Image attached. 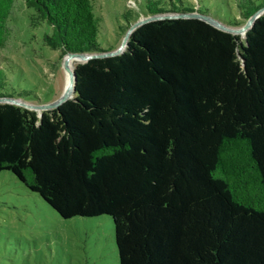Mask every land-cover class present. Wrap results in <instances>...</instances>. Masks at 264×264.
<instances>
[{
	"label": "trees",
	"instance_id": "obj_1",
	"mask_svg": "<svg viewBox=\"0 0 264 264\" xmlns=\"http://www.w3.org/2000/svg\"><path fill=\"white\" fill-rule=\"evenodd\" d=\"M179 1L146 16H210ZM24 3L61 57L114 49L98 42L92 0ZM13 5L0 0V48ZM263 6L216 20L239 27ZM73 68V97L42 115L0 101V173L65 219L110 215L120 264H264V12L243 34L150 20L121 53ZM24 94L0 66V98Z\"/></svg>",
	"mask_w": 264,
	"mask_h": 264
},
{
	"label": "rangeland",
	"instance_id": "obj_2",
	"mask_svg": "<svg viewBox=\"0 0 264 264\" xmlns=\"http://www.w3.org/2000/svg\"><path fill=\"white\" fill-rule=\"evenodd\" d=\"M172 1L180 5L179 0H92L95 12L102 18L99 44L106 50L117 48L128 27L146 16L149 7L158 4L166 9ZM181 1L184 6L199 7L202 13L222 22L238 16V2H243ZM253 1L258 5L264 3V0ZM32 12L24 0H14L8 19L10 31L6 44L0 48V66L8 72V83L25 92L26 102L43 104L63 93L66 71L60 50L44 40V34L51 33V26L46 22L34 26ZM71 60L72 66L83 62ZM0 264H120L113 219L106 214L65 219L9 170H3L0 173Z\"/></svg>",
	"mask_w": 264,
	"mask_h": 264
},
{
	"label": "water",
	"instance_id": "obj_3",
	"mask_svg": "<svg viewBox=\"0 0 264 264\" xmlns=\"http://www.w3.org/2000/svg\"><path fill=\"white\" fill-rule=\"evenodd\" d=\"M263 12H264V6L262 8H260L259 10H257L253 15H251L250 18L242 26H239L237 28L227 26L224 23H222V22H220V21H218V20H216L210 16L199 14V13H163V14H153V15L144 16L143 18L135 21L133 24L130 25L127 32L125 33V36H124L121 44L117 48H115L113 50L106 51V52H96V53H87V52H75V53H73V52H70V53H67L64 55L63 66L65 69H68L67 58L81 59L83 62H85V61H87L93 57H103V56L116 55V54L121 53L127 45V42H128V39H129L131 32L140 24L147 22V21H150V20L160 19V18H169V17H199V18L204 19L205 21L213 24L214 26H216L222 30L232 32V33H239V32L245 33L251 27L254 20ZM75 82H76V72H75V68H74L71 71V84H70L69 89L65 88L63 93L57 99H55L52 102L43 103V104H34V103H29V102H26L23 100H19L16 98H11V97H2V98H0V101H7V102L16 103L18 105H21L23 107H26V108L32 109V110H41L39 115H42L43 110L53 109V108L59 106L64 101H66L67 99L73 97L74 91H75Z\"/></svg>",
	"mask_w": 264,
	"mask_h": 264
},
{
	"label": "bare ground",
	"instance_id": "obj_4",
	"mask_svg": "<svg viewBox=\"0 0 264 264\" xmlns=\"http://www.w3.org/2000/svg\"><path fill=\"white\" fill-rule=\"evenodd\" d=\"M233 28H237V27H233ZM244 32H239V34H243ZM67 58V57H66ZM73 58H67V61H68V69H65L66 71V85H65V88L69 89L70 87V84H71V71L74 69L72 64H73V60H71ZM21 100V99H19Z\"/></svg>",
	"mask_w": 264,
	"mask_h": 264
}]
</instances>
